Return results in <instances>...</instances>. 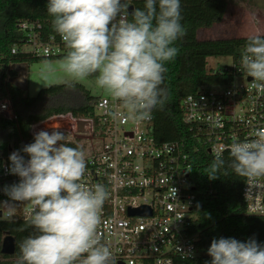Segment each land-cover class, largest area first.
Listing matches in <instances>:
<instances>
[{"label": "clouds", "instance_id": "1", "mask_svg": "<svg viewBox=\"0 0 264 264\" xmlns=\"http://www.w3.org/2000/svg\"><path fill=\"white\" fill-rule=\"evenodd\" d=\"M130 5L131 0H48L46 11L67 50L60 65L71 78L66 86L95 76L97 86L134 122H141L164 107L165 64L177 57L175 43L187 32L181 23V0H145L143 9L129 13ZM241 67L252 78V88L264 92V34L248 37ZM253 136L233 140L228 148L229 166L249 190L264 181V128ZM20 151L9 156V172L19 183L6 186L9 201L0 202L9 220L18 204L26 205L33 230L21 241L16 264H116L98 235L110 191L102 183L81 182L87 168L85 151L69 146L59 130L37 132L34 142ZM224 165L223 151L214 152L208 178L217 179ZM207 253L211 261L206 264H264V245L254 238H214Z\"/></svg>", "mask_w": 264, "mask_h": 264}, {"label": "built area", "instance_id": "2", "mask_svg": "<svg viewBox=\"0 0 264 264\" xmlns=\"http://www.w3.org/2000/svg\"><path fill=\"white\" fill-rule=\"evenodd\" d=\"M20 26L28 31L24 44L31 46L28 52L32 55H66L58 34L45 37L29 22ZM16 51L14 46L12 52ZM230 57L231 64L214 70L224 75V81L202 85L180 101L183 121L195 129L212 156L216 151H223V157L229 155L233 140L252 139L255 130L264 128V92L252 88V78L241 67L242 56ZM96 98L89 115L54 114L32 124L31 136L41 130H59L66 134L69 146L79 145L85 151L87 168L81 182L102 183L110 191L98 235L109 246L116 264H178L185 260L201 264L198 235L191 232L197 195L190 180V154L179 141H157L152 118L134 122L109 94ZM109 113L119 115L113 118ZM0 117L17 120L10 100L0 99ZM14 151L18 150L13 145L8 151L0 149V202L9 201L3 189L20 180L9 172V156ZM242 197L247 214L264 216V181L249 190L245 180ZM142 208L150 213H140ZM4 213L0 207V222L27 221L26 205L18 204L11 220Z\"/></svg>", "mask_w": 264, "mask_h": 264}, {"label": "trees", "instance_id": "3", "mask_svg": "<svg viewBox=\"0 0 264 264\" xmlns=\"http://www.w3.org/2000/svg\"><path fill=\"white\" fill-rule=\"evenodd\" d=\"M48 0H0V99L10 100L17 120L0 117V149L8 151L13 145L20 151L23 146L34 142L30 134L32 124L54 114L72 112L75 115H89L96 96L82 84L73 87L66 84L52 85L41 89L36 96H30L27 89L15 84L11 79L18 76L15 65L30 63L39 59L58 57H38L22 51L28 31L20 26L23 22L35 24V30L43 36L57 34L51 25L52 17L46 11ZM145 0H136L129 7L143 9ZM227 0H181L182 21L187 34L176 41L179 48L177 57L165 64L167 72L162 87L167 89V100L162 109L152 113V132L159 142L179 141L190 154L192 169L190 180L197 195L193 209L194 224L191 232L198 235V249L201 264L211 261L207 250L216 238H235L247 241L254 238L264 245V216L246 213L242 197L245 179L236 176L229 166V155L224 156L225 165L217 179L210 180L206 169L214 156L202 144L195 129L183 121L181 99L194 93L200 86L225 80L224 75L209 70L208 58L212 56H242L248 37L201 39L198 31L223 20ZM131 19V17H130ZM39 26V27H38ZM16 46V53L12 52ZM76 96V97H74ZM26 157L27 154L20 151ZM32 228L27 221L0 222V264H12L9 258H18L19 245L30 234ZM6 233L16 240L14 255L1 253V243ZM178 264H192L179 261Z\"/></svg>", "mask_w": 264, "mask_h": 264}, {"label": "rangeland", "instance_id": "4", "mask_svg": "<svg viewBox=\"0 0 264 264\" xmlns=\"http://www.w3.org/2000/svg\"><path fill=\"white\" fill-rule=\"evenodd\" d=\"M227 2L228 6L223 20L211 27L200 29L198 34L201 39L240 38L264 34V0H227ZM20 49L28 52L32 48L30 45L21 44ZM62 61L63 58L39 59L20 64L17 69L15 67L18 75L19 73L21 75L20 85L27 86L28 95L34 97L41 89L65 84L64 82L71 78L60 67ZM231 63L230 56H212L208 58L207 67L209 70H219ZM45 76L47 79L44 78ZM16 82L14 81L15 84ZM76 83L82 84L93 96L109 94L97 86L95 76ZM7 261L16 264L17 258H9Z\"/></svg>", "mask_w": 264, "mask_h": 264}, {"label": "water", "instance_id": "5", "mask_svg": "<svg viewBox=\"0 0 264 264\" xmlns=\"http://www.w3.org/2000/svg\"><path fill=\"white\" fill-rule=\"evenodd\" d=\"M80 125L82 126L83 123H81ZM139 212L144 214L150 213L149 209L147 208H142L139 210ZM15 251H16V240L10 233H6L1 243V253L4 255L11 256L15 254Z\"/></svg>", "mask_w": 264, "mask_h": 264}, {"label": "crops", "instance_id": "6", "mask_svg": "<svg viewBox=\"0 0 264 264\" xmlns=\"http://www.w3.org/2000/svg\"><path fill=\"white\" fill-rule=\"evenodd\" d=\"M15 67H16V69H17L18 67H20V64L15 65ZM20 78H21V75H20V73H19L18 76L12 78L11 80H12L13 82H14V81H17L16 84H17L18 86H20V87L26 89L27 86H26V87H23V86L20 85V82H21ZM26 80H27V78H26ZM26 83H27V81H26Z\"/></svg>", "mask_w": 264, "mask_h": 264}]
</instances>
